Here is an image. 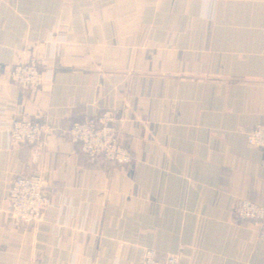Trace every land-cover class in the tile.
<instances>
[{"label":"crops","instance_id":"0c3cea01","mask_svg":"<svg viewBox=\"0 0 264 264\" xmlns=\"http://www.w3.org/2000/svg\"><path fill=\"white\" fill-rule=\"evenodd\" d=\"M52 72L30 95L13 66L46 40ZM53 51V50H52ZM112 110L133 163L89 161L66 131ZM0 264H264V238L233 215L264 205V0H0ZM45 122L42 155L5 121ZM16 173L43 176L52 204L10 219Z\"/></svg>","mask_w":264,"mask_h":264},{"label":"built area","instance_id":"2783aa9c","mask_svg":"<svg viewBox=\"0 0 264 264\" xmlns=\"http://www.w3.org/2000/svg\"><path fill=\"white\" fill-rule=\"evenodd\" d=\"M58 43L49 39L44 45L33 48L26 61L13 66L10 72L11 81L28 94L34 95L46 80V73L53 70L49 60L54 56ZM4 125L11 144H27L34 159L41 157L44 136L49 131V126L45 122L15 118L5 121ZM66 137L69 142L79 145L80 153L89 161L103 160L117 166H128L133 163L130 150L120 141L117 119L112 110L74 122L66 131ZM245 138L250 146L264 148V123L248 131ZM7 202L10 219L21 224L36 223L45 209L52 204L50 195L45 191L43 176L34 173H16L13 176L7 191ZM233 215L256 222L259 226V235L264 238L263 204L238 199L234 203ZM140 264H179V256L146 248Z\"/></svg>","mask_w":264,"mask_h":264}]
</instances>
